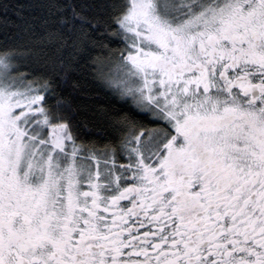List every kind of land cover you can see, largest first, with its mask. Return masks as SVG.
Returning a JSON list of instances; mask_svg holds the SVG:
<instances>
[{
  "label": "snow or ice",
  "instance_id": "1",
  "mask_svg": "<svg viewBox=\"0 0 264 264\" xmlns=\"http://www.w3.org/2000/svg\"><path fill=\"white\" fill-rule=\"evenodd\" d=\"M0 10V264H264V0Z\"/></svg>",
  "mask_w": 264,
  "mask_h": 264
},
{
  "label": "trees",
  "instance_id": "2",
  "mask_svg": "<svg viewBox=\"0 0 264 264\" xmlns=\"http://www.w3.org/2000/svg\"><path fill=\"white\" fill-rule=\"evenodd\" d=\"M0 2H8L11 3L13 5H23L27 3V0H0ZM4 15L3 11L0 10V17H2ZM8 16L15 20V13L13 11H9L8 12ZM119 45L116 43H112L109 45V47L112 48H116ZM97 53L93 52V55H96ZM80 64L83 65L84 61H80ZM90 72V69L87 68H81L78 69L76 72V75L74 76V79H79L83 85L84 88L86 89H90L91 90V94L94 97V102L103 106H115L117 108L121 107V103L119 102L118 98L115 97L110 91L106 90V89H101L99 86L92 84L91 78L90 76L87 78V80L85 79V77L87 76V73ZM68 91H72L71 88V83H69L68 85ZM74 95H79V93H73ZM86 131H88L86 129ZM89 138H100L95 136V133L93 131L92 136H90Z\"/></svg>",
  "mask_w": 264,
  "mask_h": 264
}]
</instances>
